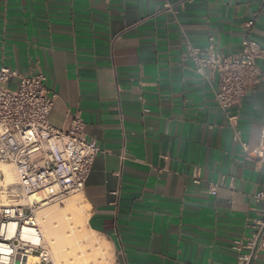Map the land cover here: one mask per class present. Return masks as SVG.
I'll return each mask as SVG.
<instances>
[{"label":"crops","instance_id":"0c3cea01","mask_svg":"<svg viewBox=\"0 0 264 264\" xmlns=\"http://www.w3.org/2000/svg\"><path fill=\"white\" fill-rule=\"evenodd\" d=\"M250 21L264 49V0H0V67L41 72L51 125L66 131L79 110L100 150L78 196L112 264H236L264 163L244 160L217 77L197 73L183 41L234 55ZM256 65L261 78L229 111L250 153L264 131V58Z\"/></svg>","mask_w":264,"mask_h":264},{"label":"built area","instance_id":"2783aa9c","mask_svg":"<svg viewBox=\"0 0 264 264\" xmlns=\"http://www.w3.org/2000/svg\"><path fill=\"white\" fill-rule=\"evenodd\" d=\"M251 26V21L245 23L237 54H216L212 38L202 47L185 38L183 56L194 63L197 73L217 77V108L226 115L244 160L258 165L264 163V131L250 153L236 129V117L229 115L262 76L256 61L264 58V49L249 37ZM45 81L41 72L22 75L0 67V165L15 169L19 196L24 201L0 204V264H53L35 215L40 203H32L29 198L51 187L55 191L48 193L45 201L80 193L100 152L86 138L79 110L72 115L66 131L51 125L54 96ZM193 181L198 183V177ZM1 189L7 191L3 186ZM209 193L216 195V187H210ZM254 199L262 206L252 221L250 236L232 246L237 252L236 264H254L257 255L264 253V187Z\"/></svg>","mask_w":264,"mask_h":264},{"label":"rangeland","instance_id":"374dc122","mask_svg":"<svg viewBox=\"0 0 264 264\" xmlns=\"http://www.w3.org/2000/svg\"><path fill=\"white\" fill-rule=\"evenodd\" d=\"M2 166H5L10 171V173H12V179H11L10 185L6 184L4 182L2 172L0 171V204H10V203H15V202L24 203V201H22L21 197L19 196L15 169L11 165H5V164L0 165V167H2ZM2 186L7 189L6 192L2 191V189H1ZM78 194L66 196V197H63V198L58 199V200H50L51 202L47 200L46 201L47 202L46 207H41L40 205H38L36 207L35 215L37 216V214H39L40 211H42L44 208H51L52 210H54L56 215H58L59 213L61 214V212L63 215L66 213L65 214L66 216L65 215L64 216L68 217V222H67V224L65 223V226H63L64 230L65 229L67 230L66 227L69 225L68 228L69 227L76 228L75 230H76L77 235L75 238H69L67 240H65V238H61V236L58 237L59 239H57L56 244L60 243V245L59 244L58 245L60 246V250L62 252H64L63 255L64 254L70 255L71 250H72L71 252L76 251V253L79 252V250H83L86 254L96 255V259L98 261L97 262L98 264H112V261H113L112 255H110L107 247L104 244H102L96 237H94L92 234H90L85 229V226H84L85 212H84V208L82 207V204L79 202H76L78 207L75 204L76 206H74V207H76V208H72V209H70V208L68 209V207L66 206V202H68V200L70 201L74 198H77ZM80 205H81V207H80ZM72 212H74V213L72 214ZM65 217H64V219H65V221H67V218H65ZM70 218H72V220ZM57 219H58V221L60 220L59 218L54 219L56 221L55 223H58ZM70 221H72L73 223ZM40 224H41V222L39 221L38 225L40 227L43 239H44V241L47 245V248L50 252L52 262H54V264H55V262H57V257L55 256L56 254H54V251L52 252L53 248L49 244L50 241L48 239V236L46 237V235H44L45 233L43 232L42 226ZM62 224L64 225L63 222H62ZM62 230H63V228H62ZM62 230H60V231L62 232ZM86 239H87V242H86ZM60 240H63V241H60ZM90 241H91V243H90ZM77 243H79V244H77ZM89 244H91V245H89Z\"/></svg>","mask_w":264,"mask_h":264},{"label":"bare ground","instance_id":"6f19581e","mask_svg":"<svg viewBox=\"0 0 264 264\" xmlns=\"http://www.w3.org/2000/svg\"><path fill=\"white\" fill-rule=\"evenodd\" d=\"M0 171L2 172V175H3V178H4V182L6 184L10 185V182H11V179H12V173H10V171L5 166L0 167ZM53 191H55V188L54 187L47 188L45 191H43V192H41V193H39V194H37L35 196L30 197L29 198V201H31L32 203H40V206L41 207H46L47 202L45 200L48 199L47 198V194L50 193V192H53ZM76 202L81 203V200H80V197L79 196H77V198H74V199H72L70 201L68 200V202H66V206L68 207V209L69 208L70 209L76 208V207H74V206L77 205ZM77 207H78V205H77ZM80 207H81V205H80ZM84 211H85V209H84ZM73 213L74 212H72V214ZM62 215H63L62 212H61V214L59 213L58 215H56V213L54 212V210H52L51 208H44L36 216L38 223H39V221L41 222L40 225L42 226V230L45 233L44 235H46V237L48 236V239L50 241L49 244L53 248L52 249V252L54 251V254H56L55 256L57 257V262H55V264H98L97 263L98 261L96 259V255L86 254L83 250H79V252H77V253H76V251L75 252H71L72 251L71 250L70 251V253H71L70 255H67V254L66 255L65 254L63 255L64 252H62L60 250V246H59L60 243H58L59 245L56 244L57 239H59L58 237L61 236V238H65V240H67L69 238H75L76 235H77V233H76V230H75L76 228H74V227H69L68 228L69 225L66 227L67 230L66 229H65L66 231L64 230V227L63 226H65V223L67 224L68 217H65L66 215L65 216L64 215L62 216ZM64 217L67 218V221H65ZM56 218H59L60 219L59 221L57 219L58 223H55L56 221L54 219H56ZM70 219L72 220V218H70ZM62 222L64 223V225L62 224ZM70 222H72V221H70ZM61 227L63 228V230H62ZM60 230H62V232ZM63 240H60V241H63ZM86 242H87V239H86ZM90 243H91V241H90ZM77 244H79V243H77ZM89 245H91V244H89ZM53 264H54V262H53Z\"/></svg>","mask_w":264,"mask_h":264}]
</instances>
